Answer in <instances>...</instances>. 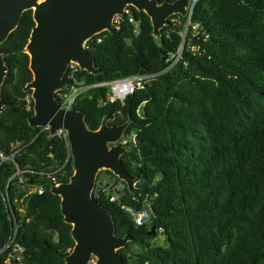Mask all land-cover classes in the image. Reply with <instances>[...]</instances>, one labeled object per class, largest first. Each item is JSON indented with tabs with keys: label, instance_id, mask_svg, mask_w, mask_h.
Listing matches in <instances>:
<instances>
[{
	"label": "trees",
	"instance_id": "1",
	"mask_svg": "<svg viewBox=\"0 0 264 264\" xmlns=\"http://www.w3.org/2000/svg\"><path fill=\"white\" fill-rule=\"evenodd\" d=\"M134 14L138 33L125 22L112 34L93 37L88 51L99 72L79 71L84 83L157 73L183 43L180 60L123 103L109 102L108 87L100 85L79 95L74 106L90 129L114 113V124L130 120L127 131L137 133L136 145L121 157L135 186L128 189L106 170L124 188L116 202L97 198L111 212L115 233L132 237L117 253L123 264H264V0H198L188 27L185 16L173 14L159 40L149 16L136 9ZM33 26L29 9L0 43L8 66L0 87V153L18 150L13 162L0 164V248L12 228L1 196L6 190L23 246L12 264H65L74 245L71 224L64 222L46 174L63 164L66 140L27 121L33 100L24 86L32 72L24 48ZM17 168L22 174L9 180ZM65 168L59 182L71 176L72 161ZM29 184L42 185L43 193L28 192ZM145 199L151 218L136 226L122 206L139 210ZM159 228L165 245H152L148 240Z\"/></svg>",
	"mask_w": 264,
	"mask_h": 264
},
{
	"label": "water",
	"instance_id": "2",
	"mask_svg": "<svg viewBox=\"0 0 264 264\" xmlns=\"http://www.w3.org/2000/svg\"><path fill=\"white\" fill-rule=\"evenodd\" d=\"M189 3L190 0H0V43L19 24L23 12L32 10L34 26L24 48L32 72V79L24 86V90H31L33 100V114L27 118L29 126H48L52 135L61 129L67 133L73 172L67 181L50 186V192L60 197L64 222L71 224L74 245L64 256L65 264H123L117 252L132 237L115 233L111 212L93 196V190L101 169L112 172L130 190L134 180L121 159L129 149L116 143L130 120L111 125L104 116L93 130L83 111L59 107L57 92L65 87L67 67L75 62L88 73L99 72L84 42L103 31L114 33L113 17L122 14L126 6L149 16L151 34L159 40L169 17L186 16ZM7 70L0 52V87ZM4 106L0 96V113ZM154 228L152 225L149 236L154 235Z\"/></svg>",
	"mask_w": 264,
	"mask_h": 264
},
{
	"label": "built area",
	"instance_id": "3",
	"mask_svg": "<svg viewBox=\"0 0 264 264\" xmlns=\"http://www.w3.org/2000/svg\"><path fill=\"white\" fill-rule=\"evenodd\" d=\"M197 1L198 0H191L189 3L187 14L185 16L186 17L185 28H187L188 25L190 24V17L193 11V7L195 6ZM134 9L135 8L133 6L128 5L123 9L122 14L114 15L112 23H113L115 30L120 29L123 23L128 22V23L134 24L133 32L138 33L139 21L135 18ZM195 27L196 26H193V28ZM186 33L187 32L185 30L183 32V41H185ZM192 35L194 36V33H192ZM93 37L87 39L84 42V48L86 50L89 49V46L91 45L93 41ZM96 41L100 42L101 38L97 37ZM182 53H183V43L178 47L177 51L173 53H169L166 56L165 68L157 73L132 74V75H128L123 78H117V79H113V80L106 81V82H100L96 84L84 83L83 78L78 75V72L81 71L78 64L75 62H70L65 72L66 74L65 87L57 92L59 107L64 110L73 109L79 95L85 93L91 87L100 86V85H105L108 87L109 90L107 94V100L109 102L119 101L120 103H123L126 96L132 94L137 89L144 88L151 78L155 77L156 75L160 73L171 70L176 65V63L180 60ZM115 120H116V115L113 113L111 114V116L107 117L106 122L108 124L113 125L115 123ZM41 129L48 130L49 127L48 126L41 127ZM55 134L61 135L65 138L66 145H67V155L62 165L55 166V167H49L48 169L49 171L46 174V178L50 180L52 184L59 183L61 178L66 175L67 171H66L65 165L69 161H72L69 142L67 140V133L61 129V130H58ZM136 135L137 133L135 130L127 131V128H126L124 134L121 136V138L116 143L125 145L128 147V149H130L132 146L136 145ZM17 151L18 150L13 151L10 155H5L3 153H0V164L3 162H13L15 153ZM20 174H22V172L17 168L16 172L9 178V180L14 175H20ZM40 176H43L42 172L40 173ZM22 180L23 179H21V181ZM135 184L136 182L132 184V187L135 186ZM123 188H124V185H123ZM122 190L118 189L116 186L109 184V183H99L95 185V188L93 190V196L97 199L105 195L109 202H116L119 200ZM43 191H44V187L42 185H37V184L28 185V192H36L38 194H42ZM1 196L9 212V216L12 220V228H11V233H10V236L7 242L2 248H0V254H5L3 258V264H12V260L15 259L19 261L21 259V253L23 251V246L20 244V242L17 241L18 223L16 221L15 213H14L15 211L12 206L11 200L9 199V195L7 191L5 190V192H2ZM16 209L19 212L23 211V207L20 204H17ZM122 209L124 210L126 214H128L133 219L134 224L136 226L147 224L150 221L151 203L147 199L143 201V205L139 210H136L134 207L127 206V205H123ZM161 231H162L161 228L157 229L158 234H161Z\"/></svg>",
	"mask_w": 264,
	"mask_h": 264
},
{
	"label": "rangeland",
	"instance_id": "4",
	"mask_svg": "<svg viewBox=\"0 0 264 264\" xmlns=\"http://www.w3.org/2000/svg\"><path fill=\"white\" fill-rule=\"evenodd\" d=\"M98 182L112 184L120 190H122V188H123V184L121 182H118L115 178H113L110 174H108L106 172V169L99 170V172L97 174L96 184ZM148 241L152 245H159V246L165 245V238L162 234H158L157 236H154L153 238L149 239ZM132 249H133V252H135V251L139 250V247H138V245L134 244V245H132Z\"/></svg>",
	"mask_w": 264,
	"mask_h": 264
}]
</instances>
